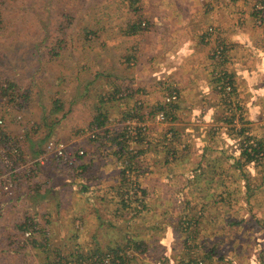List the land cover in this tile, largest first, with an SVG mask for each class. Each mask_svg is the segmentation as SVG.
<instances>
[{
    "label": "rangeland",
    "instance_id": "374dc122",
    "mask_svg": "<svg viewBox=\"0 0 264 264\" xmlns=\"http://www.w3.org/2000/svg\"><path fill=\"white\" fill-rule=\"evenodd\" d=\"M2 2L0 81L28 101L18 110L0 99L1 125L27 160L35 150L45 154L0 163V176H9L1 183L12 186L0 191V264H57L124 245L134 232L147 250L129 264H172L186 247L198 255L210 249L202 264H264V152L245 163L238 145L249 138L264 146V0ZM175 3L201 17L200 38L188 48L202 59L183 71L164 52L171 25L182 23ZM169 10L168 24L161 15ZM138 23L140 32L128 35ZM157 102L176 107L146 123L155 144L141 164L148 211L131 219L133 210L120 215L112 197L114 149L80 130L101 105L110 128L133 132L132 108L148 113ZM171 127L179 133L170 143L161 136ZM186 201L202 220L194 236L185 233V246L175 221ZM26 220L34 231L22 235L16 226Z\"/></svg>",
    "mask_w": 264,
    "mask_h": 264
},
{
    "label": "trees",
    "instance_id": "16d2710c",
    "mask_svg": "<svg viewBox=\"0 0 264 264\" xmlns=\"http://www.w3.org/2000/svg\"><path fill=\"white\" fill-rule=\"evenodd\" d=\"M132 3L133 2H131V4ZM0 4H3L2 0H0ZM140 30L139 23L138 25H132L128 31V35H136ZM120 90L121 89L117 86V89H115L113 94L110 95L113 97L117 95ZM24 92L25 91H18L15 85L10 83L9 80L7 82L0 81V99H4L10 104V106L17 108L18 110H23V108H25V102L28 101ZM56 103L57 102H55L54 108H61L59 102L58 105L60 106H56ZM99 103H103L102 97L100 98ZM171 107L175 108L176 106L173 103L168 106L161 105L157 102L154 104L153 108H149L150 112L144 113L145 110L142 105H135L132 109H135L136 112L128 118V120H133L135 122L134 131L131 132L129 131L128 126L110 128L108 126L110 123L108 120L109 113H105L103 110L106 111V108L99 105L93 108L94 114L88 121L87 126L80 130V133H92L89 140L93 144H97L98 147L114 149L112 156H114L118 163L119 182L117 186L111 187V190L112 194L114 193L112 197L117 200L119 209H121L120 215H123L122 213L125 210H133L131 219L134 217L139 219L144 217L141 213L148 211V206L145 202L146 191L141 183V180L143 179L141 164L143 158L144 162L146 161V153L149 151L150 146L155 144L154 140H151V137L148 134L150 128L146 126V123L150 122L154 115L159 112L165 117H169V115H171ZM124 122L125 120L123 119V123ZM164 130L166 131L163 132L161 139L167 140L171 143L174 139L178 138L179 132H177L176 128L171 127ZM247 140L249 142V138ZM12 141L13 139H11L5 131V125H0V147L3 150V154L14 166L26 163L27 161H34L45 154L43 150H35L31 153L30 157H28L29 160H27L22 149L19 150V148H13L10 145V142ZM248 142L244 141L242 144L238 143L240 157L244 158L245 163L258 161L259 157H261L260 155L264 152L263 142L258 141L254 144H248ZM11 148L15 151L17 150V155H13ZM169 150L173 151L171 148L167 151ZM156 151L158 154L162 153H160L159 149ZM39 165V162L34 163V166L36 167ZM82 189L85 190L88 188L82 184ZM190 206V201H186L184 208L180 211L181 214L179 219L175 221V229L185 236L186 232L188 233L189 230H193V232H190V237H192L196 234V230L202 219L200 215L197 216L190 213ZM186 209H188V211H186ZM133 224H135V222ZM16 227L21 231L22 235L34 231V225L32 223L29 224L28 220L18 224ZM124 239V245L119 244L113 247L109 246L103 248L97 247L94 251L87 254L77 252L75 253L73 260L61 259L57 264H129V262L136 257L134 254H143L147 250L145 240H143L141 234L137 232H134V236L132 234L124 236ZM186 239L187 236L185 241H183L185 246L187 245ZM210 252L209 249V251L205 252L203 255H198L189 249V247H186V251L181 258L179 257L178 261L172 264H202L210 257Z\"/></svg>",
    "mask_w": 264,
    "mask_h": 264
},
{
    "label": "crops",
    "instance_id": "0c3cea01",
    "mask_svg": "<svg viewBox=\"0 0 264 264\" xmlns=\"http://www.w3.org/2000/svg\"><path fill=\"white\" fill-rule=\"evenodd\" d=\"M178 3H175L174 6L177 11H176V16L177 18L182 21V23H179L177 26L171 25V36L166 37L165 39L163 38V41H166L167 44L165 45L166 50V61L169 62V66L172 63L180 64V70L183 71L187 68V66L191 65L192 63H197V61L200 60L202 57L199 56V53L196 52V50H191L190 41L195 42V40H198L200 38V22H197L201 17H197V14L199 11L195 10L194 7H188L186 8V5H177ZM201 11V10H200ZM170 10L169 12H166V14H162L161 16L165 18L166 21H168V24L170 22L169 18H166L170 15ZM183 12V14H182ZM197 13V14H196ZM162 18V19H163ZM221 20H227V17L222 18ZM228 21V20H227ZM223 22V21H221ZM225 22V21H224ZM226 23V22H225ZM197 26L199 25V28L196 27V29H193L189 25ZM189 26V27H188ZM178 28H180L178 30ZM192 30H194L192 32ZM137 35V34H136ZM169 43V44H168ZM174 44V45H173ZM171 57L173 60H171ZM176 69L175 67H171ZM177 70V69H176ZM178 71V70H177Z\"/></svg>",
    "mask_w": 264,
    "mask_h": 264
},
{
    "label": "built area",
    "instance_id": "2783aa9c",
    "mask_svg": "<svg viewBox=\"0 0 264 264\" xmlns=\"http://www.w3.org/2000/svg\"><path fill=\"white\" fill-rule=\"evenodd\" d=\"M156 119H158V120H163V117L161 116V115H158V116H156ZM1 120H0V125H1ZM1 150V149H0ZM5 158H6V156L4 155V154H2V155H0V163H5L6 162V160H5ZM8 159V158H7ZM8 161H9V159H8ZM10 162V161H9ZM9 175V174H8ZM6 177H9V176H6V175H4V176H0V191H4V192H8V193H11V189H12V186H10V185H7V184H5V183H1V180L2 179H5Z\"/></svg>",
    "mask_w": 264,
    "mask_h": 264
}]
</instances>
